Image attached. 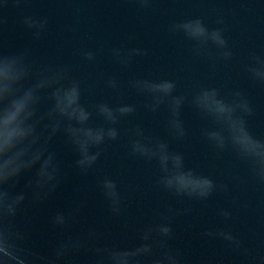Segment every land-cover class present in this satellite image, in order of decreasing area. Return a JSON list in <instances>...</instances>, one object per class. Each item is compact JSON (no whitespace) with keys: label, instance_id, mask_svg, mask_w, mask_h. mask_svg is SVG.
<instances>
[{"label":"clouds","instance_id":"clouds-1","mask_svg":"<svg viewBox=\"0 0 264 264\" xmlns=\"http://www.w3.org/2000/svg\"><path fill=\"white\" fill-rule=\"evenodd\" d=\"M29 2L0 0V264H75L82 253L90 257L89 264H185L183 251L172 243L176 239L173 218L190 209L181 213L169 207L157 220L137 230L135 243L121 245L106 242L105 233L98 226L72 232L86 205V201H80L49 216L51 228L65 235L46 254L28 245L30 233L21 222L22 216L29 207L38 208L47 202L66 178L63 162L52 147L54 138L63 137L64 144L76 154L71 167L86 176L94 170L103 146L122 135L119 128L122 119L137 111L135 104L125 102L86 105L82 102L85 95L82 81L72 77L69 65L39 61L28 46L14 51L5 49L4 9ZM133 2L141 10H148L154 0ZM20 23L34 40H39L49 21L47 17L31 14L23 15ZM216 23L222 25L223 18ZM168 31L191 41L197 56L227 62L235 55L225 29L209 28L201 17L174 21ZM110 51L115 62L125 68L131 67L136 57L148 54L147 49L123 45ZM79 54L86 62L96 60L94 50L80 49ZM243 70L251 82L264 86V55L249 52ZM105 86L117 95L122 94L121 83L115 76H108ZM127 87L146 98L142 106L148 113L155 114L162 107L167 110L166 127L177 140L188 135L181 112L186 104L191 106L208 121L200 134L216 156L222 158L228 153L232 157L226 167L229 183L218 182L188 167L182 153L173 151L168 142L147 135L136 125L124 133L130 136L128 153L155 162L160 173L155 180L158 188L179 201L203 203L216 194L228 196L233 186L264 187V137L255 135L249 127L255 105L243 90L237 88L225 95L221 88L211 86L177 94V82L167 78H135L128 81ZM237 165L242 166L243 172ZM22 180L25 183L18 190ZM98 187L110 215L120 217L125 198L118 182L105 175L98 181ZM239 206L249 207L247 203ZM218 215L225 224L234 219L230 208H220ZM201 235L210 241L225 242L231 251L255 264H264V255L257 257L245 239L229 227L209 228Z\"/></svg>","mask_w":264,"mask_h":264},{"label":"water","instance_id":"water-1","mask_svg":"<svg viewBox=\"0 0 264 264\" xmlns=\"http://www.w3.org/2000/svg\"><path fill=\"white\" fill-rule=\"evenodd\" d=\"M31 14L47 17L49 21L39 40H34L20 23L23 15ZM4 16L7 20L3 32L5 49L14 51L28 46L39 61L69 65L72 77L82 81L85 89L82 102L86 105L107 101L137 106L134 114L122 119L119 125L122 135L103 146L94 170L86 176L71 167L76 154L64 144L63 137L54 138L52 147L63 162L66 178L47 202L38 208L29 207L22 216L21 222L30 233V247L46 254L65 235L51 228V213L86 201L73 225V233L98 226L104 231L106 242L131 245L136 242L137 230L157 220L169 207L181 213L190 209L173 218L176 239L172 243L183 251L185 264H255L250 258L231 251L225 242L202 237L206 229L215 227L231 228L245 239L257 257L264 255V187L233 186L228 196L216 194L207 202L179 201L155 185L160 173L154 161L129 155L130 136L124 134L140 125L147 135L165 140L173 151L182 153L188 167L218 182L229 183L226 167L232 161L231 155L225 153L218 158L200 134L208 121L186 104L181 118L188 135L183 140L174 139L166 127L167 110L162 107L155 114L148 113L142 106L146 98L128 88L127 83L135 78L173 79L177 82V94L211 86L221 88L225 95L241 89L255 105L249 127L255 135L264 137V86L251 82L243 70L249 52L264 55V0H154L148 10H141L133 0H30L19 7L8 5ZM194 17L203 18L209 28L225 29L235 53L231 61L197 56L191 41L168 31L170 23ZM220 17L224 20L222 25L216 23ZM122 45L147 49L148 54L136 57L131 67H122L110 51ZM80 49L94 50L96 60H82ZM108 76L120 81L121 95L105 86ZM89 87L91 92L87 91ZM237 168L243 172L242 166ZM105 175L118 182L125 198L124 213L117 218L108 212L98 187V181ZM241 203L249 207L242 208ZM220 208H230L234 219L225 224L218 215ZM89 260L82 253L75 264H89Z\"/></svg>","mask_w":264,"mask_h":264}]
</instances>
